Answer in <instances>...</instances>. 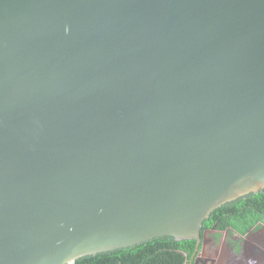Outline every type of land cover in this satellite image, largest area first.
<instances>
[{
    "label": "water",
    "instance_id": "water-1",
    "mask_svg": "<svg viewBox=\"0 0 264 264\" xmlns=\"http://www.w3.org/2000/svg\"><path fill=\"white\" fill-rule=\"evenodd\" d=\"M263 188L264 0H0V264L200 243Z\"/></svg>",
    "mask_w": 264,
    "mask_h": 264
},
{
    "label": "trees",
    "instance_id": "trees-1",
    "mask_svg": "<svg viewBox=\"0 0 264 264\" xmlns=\"http://www.w3.org/2000/svg\"><path fill=\"white\" fill-rule=\"evenodd\" d=\"M264 223V188L252 192L215 209L204 220L203 229L218 223L222 228L232 226L241 233ZM197 241L175 240L173 237H157L130 247L87 255L73 264H187Z\"/></svg>",
    "mask_w": 264,
    "mask_h": 264
},
{
    "label": "flooded vegetation",
    "instance_id": "flooded-vegetation-1",
    "mask_svg": "<svg viewBox=\"0 0 264 264\" xmlns=\"http://www.w3.org/2000/svg\"><path fill=\"white\" fill-rule=\"evenodd\" d=\"M201 234L202 240L200 243L196 240L187 264H264V223L261 221L246 233L215 223ZM205 237H208L207 243Z\"/></svg>",
    "mask_w": 264,
    "mask_h": 264
}]
</instances>
